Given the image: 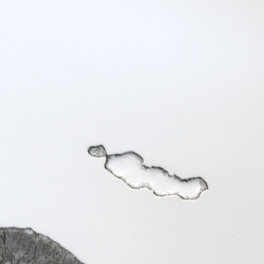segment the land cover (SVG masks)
Segmentation results:
<instances>
[{
    "label": "snow or ice",
    "instance_id": "1",
    "mask_svg": "<svg viewBox=\"0 0 264 264\" xmlns=\"http://www.w3.org/2000/svg\"><path fill=\"white\" fill-rule=\"evenodd\" d=\"M0 264H264V0H0Z\"/></svg>",
    "mask_w": 264,
    "mask_h": 264
}]
</instances>
